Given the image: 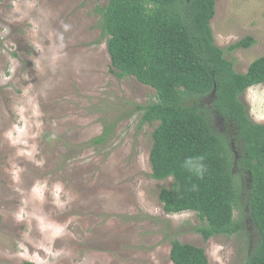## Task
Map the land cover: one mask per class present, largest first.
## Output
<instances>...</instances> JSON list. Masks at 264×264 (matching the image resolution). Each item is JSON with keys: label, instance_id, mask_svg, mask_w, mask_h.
Listing matches in <instances>:
<instances>
[{"label": "rangeland", "instance_id": "rangeland-1", "mask_svg": "<svg viewBox=\"0 0 264 264\" xmlns=\"http://www.w3.org/2000/svg\"><path fill=\"white\" fill-rule=\"evenodd\" d=\"M106 5L0 0V264H173V239L203 248L210 264H247L257 230L246 174L235 171L238 235L205 241L196 213L163 210L159 195L172 180H154L150 165L159 125L141 126L136 109L156 92L112 73L98 13ZM211 25L238 73L264 56V0H216ZM248 38L252 46L227 51ZM241 100L264 125V84ZM211 121L232 139L224 121Z\"/></svg>", "mask_w": 264, "mask_h": 264}, {"label": "trees", "instance_id": "trees-1", "mask_svg": "<svg viewBox=\"0 0 264 264\" xmlns=\"http://www.w3.org/2000/svg\"><path fill=\"white\" fill-rule=\"evenodd\" d=\"M106 1L98 13L112 73L156 92V102L136 109L141 126L159 125L152 134L150 165L154 180H172L159 195L163 210L196 213L202 225L195 231L205 241L238 235L244 193L235 171L246 174V208L257 230L247 264H264V125L252 121L241 100L264 84V56L247 73L236 71L215 43L216 0ZM254 43L248 38L227 51ZM213 115L232 128L231 140L214 129ZM108 133L92 143H104ZM170 260L210 264L203 248L178 239L171 241Z\"/></svg>", "mask_w": 264, "mask_h": 264}]
</instances>
